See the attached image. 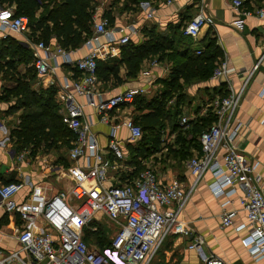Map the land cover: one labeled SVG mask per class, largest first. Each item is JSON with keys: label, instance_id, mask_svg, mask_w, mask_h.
Returning <instances> with one entry per match:
<instances>
[{"label": "built area", "instance_id": "obj_1", "mask_svg": "<svg viewBox=\"0 0 264 264\" xmlns=\"http://www.w3.org/2000/svg\"><path fill=\"white\" fill-rule=\"evenodd\" d=\"M95 1L92 33L84 41L88 50L84 56L73 58L69 50L59 45L51 49L43 41L34 44V69L41 78L51 77L49 84L55 83L52 77L60 65H66L77 74L72 79L63 77L60 97L69 100L64 118L67 128L74 135L69 158H84V173L66 190L45 195L33 187L21 201L14 196L24 185L23 182L0 185V205L7 212L17 213L21 219V225L15 229L19 249L9 253L0 250V264H149L168 235L186 238L187 247L196 252L203 264H227L220 256L207 252L202 236L180 218L184 203L205 172L211 175L207 184L211 194L216 198L225 197L222 207L230 202L238 189L241 190L240 201L246 223L236 229L246 226L243 243L249 256L255 261H264V181L259 179L256 165L248 162L236 145L242 124L235 119L248 80L259 62L253 65L237 88L227 78L231 69L226 62H220L214 68L210 78L224 77L226 93L213 102L215 118L199 135L200 153L190 156L185 162V167L193 176L187 189H183L177 180L161 185L151 167L138 170L131 180L106 185L109 168L124 167L120 165L124 162V153L116 134L119 126H110L107 133L105 148L115 159L111 162L104 157L91 129V121L84 118L83 105L76 102L73 94L82 96L85 104L95 108L99 120L108 123L110 111L132 103L136 96L145 92V88H128L109 96L98 90V60L116 56L120 47L128 43L137 30L131 21L111 26L104 13L97 17L96 12L109 8L112 0ZM232 6L242 16L251 14L242 7L243 0H232ZM138 7L147 18L152 17L148 1H141ZM256 14L263 16L264 8L256 10ZM206 19L200 10L183 24L182 35L196 37ZM28 28L27 16L15 15L11 8L0 6L1 32L17 33ZM199 52L200 49H197L196 53ZM261 58H264V52ZM151 63L155 65L157 62L153 59ZM260 96L264 99V86ZM189 120V116L183 114L179 125L185 126ZM122 125L128 132L127 144L136 145L142 136L141 127L129 115ZM27 153L24 149L19 158H24ZM98 213L117 225V230L105 246L88 244L82 233L83 227ZM234 216V210L223 209L221 227L232 226ZM94 230V227L91 228V231ZM21 252L27 259L20 255Z\"/></svg>", "mask_w": 264, "mask_h": 264}, {"label": "crops", "instance_id": "obj_2", "mask_svg": "<svg viewBox=\"0 0 264 264\" xmlns=\"http://www.w3.org/2000/svg\"><path fill=\"white\" fill-rule=\"evenodd\" d=\"M143 1H148L150 4L153 12L150 18L146 17V13L138 5L136 7L132 5L131 10L117 8L115 5L111 9L110 7L106 10L99 9L95 15L99 17L106 11H111L113 16L112 23H109L111 26L131 21L137 31L130 41L134 45H138L145 40L144 32L146 30H153L157 36L173 38L172 35H174L175 37L178 33L180 34L183 24L201 10L207 18L206 22L196 37L180 34L178 48L180 52L187 50V47L188 53L194 54H197L196 49L198 48H203V50L209 48L210 53L213 51L212 48L217 49L220 56L215 60L214 68L220 62H226L227 67L231 69L227 78L236 88L247 77L253 65L259 62L257 69L248 80L246 92L235 113L236 121L242 124L236 137V145L247 161L256 165L255 171L259 174V179L264 181V99L260 96V91L264 86V58H261L264 52V14L263 16L256 14V10L264 8V0H243L242 7L251 11V14L246 16H242L233 8L232 0H171L170 3H167L166 0ZM123 3L124 0H119V7L121 5L123 7ZM0 6L9 7L14 12L16 9L14 3H8L6 0H0ZM40 10L41 8L37 13ZM101 40L104 41V38L102 37ZM36 42L31 37L29 28L17 33L0 31V67L2 68L0 71V185L15 181L23 182L24 185L14 196L17 201L23 200L33 187L45 195L68 189L81 178L86 164L84 158L77 160L69 158L73 137L71 139L42 140L21 148L15 141L13 130L18 127V117L24 108L17 105L16 97L12 94L8 95L6 90L16 85L13 76L20 75L21 78H24L25 74L27 80L30 81L26 70L31 66L33 68L34 44ZM14 43L20 44L27 50L30 60L12 57V68L8 67L6 70L9 65L7 61L10 59L9 46ZM84 43L69 49L73 58L82 57L88 52ZM49 45L51 49L58 46L54 39ZM118 54L100 60V65L105 68L110 66L113 60L118 58ZM157 57L149 55L144 57L134 75L128 76L126 67L121 65L116 75L109 74L103 78L98 77V90L104 96H109L128 88L142 87L145 88V92L139 95L146 99L152 98L161 90L162 83L169 77L173 65L171 60H157ZM153 59L157 62L155 65L151 63ZM33 71L35 77L30 81V88L36 91L47 88L54 90L52 101L56 104L57 112L66 126L64 118L69 100L60 97V82L63 77L72 79L77 74L66 65H60L55 69L52 77L55 83L49 84L51 77L41 78L35 69ZM210 77L211 75L207 79H194L188 84L180 79V82H183V92L186 97V102L181 105V115L186 114L190 120H194L204 116L208 111L213 112L214 100L225 92L223 86L225 78L212 79ZM71 94L73 93L71 92ZM73 96L76 102L83 105L84 118L91 121V129L96 135L100 149L104 157L111 162L115 159L107 153L105 148L108 141L107 133L110 126H119L116 134L121 142L124 162L118 163L124 167L109 168L106 185L126 182V178L131 179L134 172L137 173L136 166L132 162L135 156L127 150L128 132L122 124L128 115L134 116L139 121L138 115L144 111H137L133 103L121 105L109 112V121L104 123L99 120V114L95 108L85 104L82 96L77 94H73ZM170 112L173 113L174 109L171 108ZM177 121H179V117ZM174 124L175 120L167 119L160 131H158V127H154V134L150 130L145 131L146 134L149 133L150 140L156 136L160 148L156 151V149H151L150 144H147L146 147L150 148L151 152L134 160L136 165H141L140 169L151 167L161 185L177 180L183 189H187L193 181V176L185 167V162L189 157L182 158L175 153L178 146L175 144L177 131ZM197 139L199 141V135ZM24 149L28 153L20 159L19 154ZM191 151L192 155L197 151L198 154L200 153L196 148H192ZM210 179V173L205 172L195 184L181 209L180 218L194 232L202 236L207 252L220 256L227 264H264V261L253 260L246 250L243 243V237L247 233L246 226L236 229L237 226L246 223V216L240 201L241 190L238 189L231 196L230 202L222 207L221 203L225 197L216 198L211 194L207 187ZM223 209L235 211L233 224L230 227L223 228L220 225V215ZM20 225L21 219L18 214L7 212L0 205V250L3 253L19 249L15 229ZM93 227L95 230L91 231ZM98 228V225H92L89 222L82 229L83 236L93 235ZM160 247L161 250L158 252ZM160 247L149 264H203L196 252L187 247V240L182 236L168 235L163 239ZM20 255L27 259L23 252Z\"/></svg>", "mask_w": 264, "mask_h": 264}, {"label": "trees", "instance_id": "obj_3", "mask_svg": "<svg viewBox=\"0 0 264 264\" xmlns=\"http://www.w3.org/2000/svg\"><path fill=\"white\" fill-rule=\"evenodd\" d=\"M8 3L15 4V15H25L29 21L30 35L38 41H43L45 44H50L54 39L56 43L69 50L78 47L92 33V15L94 13L95 0H6ZM119 0H112L110 9L116 5L117 8L130 9L131 6L138 5L143 0H124L123 7H119ZM41 10L37 13V11ZM134 8V7H133ZM113 10V9H112ZM105 16L109 23H112L113 16L111 11H106ZM182 28V27H181ZM180 34L182 31L180 30ZM180 34L178 33L173 38L157 36L153 30H146V36L143 42L134 45L131 41L121 46L118 58L114 59L110 66L102 67L100 60L97 62V76L105 77L109 74L116 75L120 66L123 65L127 69V75H134L141 60L146 56H158L157 60H171L172 67L169 77L162 83L161 90L150 99L143 96H136L132 103L137 111L143 112L138 115L139 121L131 116L133 121L141 127L142 136L137 141L136 145L127 144V150L134 155L132 162L136 166L135 171L141 168L137 164L135 158L147 155L151 149L159 150V142L156 136L152 140L148 138L147 130L154 134V127H158L160 131L164 126V121L167 119L175 120V130L177 135L175 144L178 146L175 153L179 157H190L193 152L192 148L200 151V144L197 136L202 131L206 130L214 121V113L208 111L207 114L189 120L185 126L179 125L180 113L182 104L186 102L185 93L183 92L184 83L194 79H207L211 75L215 60L220 56L217 49L209 48L207 50L200 49L197 54L188 53V47L185 51H179ZM37 41V42H38ZM134 45V46H133ZM16 46V47H15ZM209 47H211L209 45ZM10 59L9 64L5 69L12 68V57L22 58L26 61L30 60L27 50L20 44H10ZM197 50V49H196ZM195 51V50H194ZM34 66L30 68L33 70ZM2 68L0 67V71ZM34 75L35 72L33 71ZM6 76L4 75V78ZM16 85L7 89V94H12L16 97V104L23 107L22 114L18 117V127L13 130L16 143L21 147L30 143H39L40 141L54 140V138H69L74 137L73 133L64 125L60 114L57 112V106L52 101L54 90L47 88L43 90H32L30 88V76L28 79L22 76H13ZM35 77V76H34ZM224 86V85H223ZM226 92L222 94L225 95ZM130 103V104H132ZM173 105V107H171ZM171 108L174 112L171 113ZM177 116V117H176ZM177 118V119H176ZM142 122V123H141ZM150 144L151 149L146 145ZM198 153V151H197ZM135 163V164H134ZM135 176V172L132 178ZM131 178V179H132ZM126 178V181L131 180ZM98 231V232H97ZM93 235L99 246L109 244V240L103 235L98 228ZM88 239V237H85Z\"/></svg>", "mask_w": 264, "mask_h": 264}, {"label": "rangeland", "instance_id": "obj_4", "mask_svg": "<svg viewBox=\"0 0 264 264\" xmlns=\"http://www.w3.org/2000/svg\"><path fill=\"white\" fill-rule=\"evenodd\" d=\"M38 41V40H36ZM32 62V59H31ZM31 67L28 68V70H26V74L28 76H30V79L33 80L34 79V73L33 70H30ZM63 122V119H62ZM90 224L92 225H98L100 230L102 231L103 235L107 238V240H109L111 238V236H113V234L115 233V231L117 230V226L116 224H113L112 222H110L103 214L98 213L91 221ZM84 232V230H83ZM98 232V231H97ZM88 244H98L96 238L94 237V235H90L88 236V239L86 241ZM161 250V247L159 248L158 252ZM158 254V253H157ZM156 254V255H157ZM156 257V256H155Z\"/></svg>", "mask_w": 264, "mask_h": 264}]
</instances>
